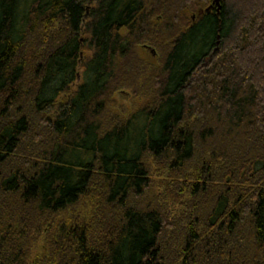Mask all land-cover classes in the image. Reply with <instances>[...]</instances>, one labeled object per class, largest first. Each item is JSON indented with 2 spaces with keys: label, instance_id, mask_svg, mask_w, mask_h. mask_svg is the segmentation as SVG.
<instances>
[{
  "label": "trees",
  "instance_id": "1",
  "mask_svg": "<svg viewBox=\"0 0 264 264\" xmlns=\"http://www.w3.org/2000/svg\"><path fill=\"white\" fill-rule=\"evenodd\" d=\"M212 1L0 0V264H264V0Z\"/></svg>",
  "mask_w": 264,
  "mask_h": 264
},
{
  "label": "rangeland",
  "instance_id": "2",
  "mask_svg": "<svg viewBox=\"0 0 264 264\" xmlns=\"http://www.w3.org/2000/svg\"><path fill=\"white\" fill-rule=\"evenodd\" d=\"M138 51L141 56L148 59L154 55L153 50L151 48L144 47V45H140L138 47ZM131 98H132V93L130 91L121 90L114 92L112 94V99H111L114 102V104L112 105L116 107L114 112H118L119 109H122V107L128 108L130 106Z\"/></svg>",
  "mask_w": 264,
  "mask_h": 264
},
{
  "label": "water",
  "instance_id": "3",
  "mask_svg": "<svg viewBox=\"0 0 264 264\" xmlns=\"http://www.w3.org/2000/svg\"><path fill=\"white\" fill-rule=\"evenodd\" d=\"M213 5L216 6V9H217V11H218L219 8H220L219 0H213V1H212V4H210L207 8L199 10V11L197 12V15H201V14H203V12H207V11H209V9H210ZM192 19H195V15L192 16Z\"/></svg>",
  "mask_w": 264,
  "mask_h": 264
}]
</instances>
